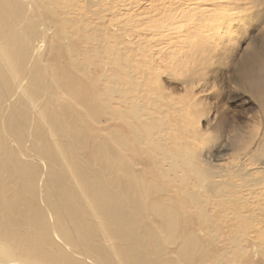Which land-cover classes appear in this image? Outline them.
I'll use <instances>...</instances> for the list:
<instances>
[{
    "label": "bare ground",
    "instance_id": "6f19581e",
    "mask_svg": "<svg viewBox=\"0 0 264 264\" xmlns=\"http://www.w3.org/2000/svg\"><path fill=\"white\" fill-rule=\"evenodd\" d=\"M28 2L0 0V264H29L32 259L36 264H98L106 258L104 249L96 243L99 236L104 237L109 246L117 243L119 255L128 263L166 264L161 259L163 247L155 249V245L178 235L183 236L179 256L185 264H237V259H228V253L212 259L213 251L208 248L202 256L194 255L196 245L201 242L192 234H186L189 229L185 233V226L181 227L180 217L174 212V209L178 212V199L172 181L177 175L164 184L172 193L171 197L156 199L151 204L156 219L150 222L143 207L149 201L144 188L149 186L148 182L119 163L126 154L136 152L135 145L148 142L150 125L130 122L135 142L114 132L109 140L97 139L90 133L87 122L96 119L95 115L102 107L107 108L114 94L121 93L122 87L112 85L111 92L103 94L98 83L90 81L83 72L79 60L83 55H79L77 48L69 46L65 52L48 41L43 29L42 32L33 31L30 21L21 25ZM34 4L51 9L46 0H34ZM182 4L179 3L181 10L176 12L173 5L174 8L169 9L174 12L167 11L156 22L155 45L151 42L150 30L144 37V49L151 51L153 60L164 47L170 48L166 49L171 55L165 66L172 73L177 71L176 68L181 71L184 66L174 63L176 42L191 36L186 32L188 34L176 40L177 33L180 35L181 31L200 27L198 12H192L193 8ZM207 14L205 19L211 25L203 26L204 37L195 39V49L206 46L214 49L222 39L221 34L216 35V30L226 27V23L221 24L226 18L217 15V11ZM19 22L20 26H17ZM261 55L259 66L254 76L251 75V88L253 86L258 92L264 91V50ZM147 57L145 55V60ZM161 71L159 66L147 71L149 77L156 79L157 86H160ZM20 75L27 78L25 83L23 78L17 84L18 88L21 86L20 95L3 108V100L9 96L13 81L17 82ZM129 75L132 77V72ZM112 81L120 82L121 78L117 75ZM132 106L133 115L139 119V105L133 103ZM168 106L176 111L179 105L175 107L169 102ZM180 111L186 116L188 109ZM185 116L179 121L181 127L178 126L188 144L184 161L192 167L193 178H205L206 169H201L203 163L200 161L203 157L198 154V141L194 138L201 131L195 125L189 127L192 117ZM165 152L170 154L168 150ZM181 166L179 160H172V171ZM182 178L176 179L182 181ZM256 180L257 207L249 217L264 225V176ZM159 189L168 191L163 186ZM162 222H165L164 226H161ZM255 236H259L258 240L248 245H256V254L244 244L246 241H239V264H264V226L255 228ZM154 239L155 245L152 244ZM247 251L248 255L244 256ZM257 255L260 261L256 259Z\"/></svg>",
    "mask_w": 264,
    "mask_h": 264
},
{
    "label": "rangeland",
    "instance_id": "374dc122",
    "mask_svg": "<svg viewBox=\"0 0 264 264\" xmlns=\"http://www.w3.org/2000/svg\"><path fill=\"white\" fill-rule=\"evenodd\" d=\"M28 1L21 25L30 21L33 31L42 32L43 29L48 41L65 52L69 46L77 48L79 55H83L79 59L83 72L90 81L98 83L103 94L110 93L112 85L122 87L121 93L114 94L107 108L102 107L95 115L96 119L87 122L90 133L97 139L109 140L114 132L135 142L130 122L150 125L148 142L135 145L136 152L126 154L119 161L120 166L130 168L148 182L149 186L143 187L147 190L149 201L143 207L150 222L156 219L151 205L154 200H168L172 195L164 185L165 181L175 175L176 178L184 177L182 181L176 178L172 181L178 199V212L175 209L174 212L180 217L181 227L185 226V233L189 229L186 234H192L201 242L196 245L194 255L200 257L208 248L213 251L212 259L228 253V259H237L239 264V241H246L245 245L256 242L259 236H255V228L262 229L264 226L249 217L257 207L254 183L264 176V91L251 88L252 76L264 50V0H46L51 7L48 10L43 8L44 5H35L34 0ZM179 3L193 8L192 12H198L197 16L201 19L200 27L196 26L195 30L181 31L180 35L177 33L176 40L188 34L186 32H190L191 36L176 42L177 59L174 63L184 66L181 71L176 68L177 71L172 73L166 68L171 55L166 49L170 48L164 47L153 60L151 51L144 49V37L150 30L151 42L155 45L156 22L167 11L172 14L174 9L176 12L181 10ZM54 4H57L56 7ZM205 11L222 14L226 19L221 24L226 23V27L216 30V35L222 36L216 48L206 46L195 49V39L204 37L203 26L211 25L205 19V15L208 16ZM16 25L20 26V22ZM145 55L149 56L146 60ZM245 62L248 66L244 65ZM158 66L163 70L160 86H157L153 76L147 74L151 68ZM131 72L132 77L129 75ZM38 73H42L40 69ZM117 75L121 81L113 82L112 78ZM25 76L20 75L17 82L13 81L9 96L3 100V108L20 95L21 86L18 88L17 84ZM26 81L27 78L23 79L24 83ZM169 102L175 107L179 105L177 112L173 106L170 109ZM133 103L140 107L139 119L132 113ZM182 108L188 109L186 116L180 111ZM184 116L192 117L189 127L195 125L201 131L194 138L198 141V154L203 157L200 161L204 164L201 169H206L205 178H193L192 167L189 168L184 161L188 144L179 129V121ZM189 138L193 141L191 135ZM173 159L179 160L182 168L172 171ZM160 186L168 191L160 190ZM164 225L165 222H162L161 226ZM182 238L178 235L160 245H155L156 239L152 241L155 249L163 247V262L185 264L179 256ZM96 243L102 246L106 257L98 264H132L119 255L120 246L117 243L109 246L101 236L96 237ZM248 246L256 254V245ZM243 255L247 256L248 251ZM256 259L261 260L258 255ZM31 263L36 264L33 259Z\"/></svg>",
    "mask_w": 264,
    "mask_h": 264
}]
</instances>
